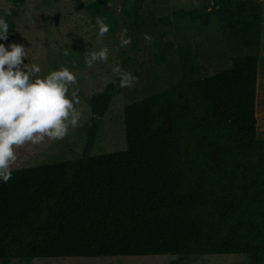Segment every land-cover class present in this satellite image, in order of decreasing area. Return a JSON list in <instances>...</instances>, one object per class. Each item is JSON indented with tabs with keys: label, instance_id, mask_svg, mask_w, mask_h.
I'll use <instances>...</instances> for the list:
<instances>
[{
	"label": "trees",
	"instance_id": "obj_1",
	"mask_svg": "<svg viewBox=\"0 0 264 264\" xmlns=\"http://www.w3.org/2000/svg\"><path fill=\"white\" fill-rule=\"evenodd\" d=\"M143 5L125 0L124 10L135 30L153 37ZM95 6L104 9L100 0ZM254 11L249 0H219L214 8H178L157 19L219 13L239 23L264 22ZM14 12L1 17L9 34L0 44L17 31ZM175 48L178 83L125 106L127 148L12 168L11 179L0 180V261L245 253L251 264H264L258 54H235L230 67L210 73L192 41ZM118 84L119 78L92 95L95 115L106 114ZM97 131L94 121L90 148Z\"/></svg>",
	"mask_w": 264,
	"mask_h": 264
},
{
	"label": "rangeland",
	"instance_id": "obj_2",
	"mask_svg": "<svg viewBox=\"0 0 264 264\" xmlns=\"http://www.w3.org/2000/svg\"><path fill=\"white\" fill-rule=\"evenodd\" d=\"M96 1L25 0L15 5L13 0H0V18L14 8L18 25L13 39L4 45H23L27 52L24 64L38 65L41 72L37 75L41 78L62 67L68 68L77 80L70 86L68 95L71 98L72 92H76L80 103L75 106L82 112L79 126L70 129L63 140L18 148V159L12 168L127 148L125 106L178 83L182 69L175 45L182 40L193 42V51L199 54L210 73L230 67L233 55L254 51L260 32L264 45V25L239 23L219 13L208 19L167 22L157 19L178 8H214L219 0H144L141 13L150 19L147 27L154 34L151 43L130 25L124 10L125 0H100L104 3L102 11L97 10ZM263 10L264 6L254 12ZM97 17L103 18L110 26L103 38L98 36ZM124 29H127L131 43L120 47L119 34ZM104 47L109 49L107 63L97 62L91 68L87 67L85 57ZM65 49L69 53L67 56L63 54ZM117 65L138 77V83L130 89L121 88L112 97L106 114L95 115L91 97L118 78L112 71ZM94 121L98 131L95 146L90 148L89 134ZM0 264H251V260L245 253L199 254L187 258L174 254H149L13 259L10 263L0 261Z\"/></svg>",
	"mask_w": 264,
	"mask_h": 264
},
{
	"label": "clouds",
	"instance_id": "obj_3",
	"mask_svg": "<svg viewBox=\"0 0 264 264\" xmlns=\"http://www.w3.org/2000/svg\"><path fill=\"white\" fill-rule=\"evenodd\" d=\"M96 27L101 38L110 31L101 17L96 18ZM8 34L9 25L0 18V40H7ZM144 39L148 43L152 41L150 35H145ZM119 40L120 47L130 45L127 29L120 32ZM108 52L107 47L90 52L85 57V65L91 68L97 62L107 63ZM63 54L67 56L68 50ZM26 57L21 44L12 43L8 47L0 44V180L4 183L12 177L18 148L63 140L82 119V112L75 106L80 103L76 92H72L71 98L68 95L70 86L77 82L76 76L62 67L41 78L37 75L41 68L24 64ZM112 71L118 76V86L122 89H130L138 83V77L118 65Z\"/></svg>",
	"mask_w": 264,
	"mask_h": 264
},
{
	"label": "crops",
	"instance_id": "obj_4",
	"mask_svg": "<svg viewBox=\"0 0 264 264\" xmlns=\"http://www.w3.org/2000/svg\"><path fill=\"white\" fill-rule=\"evenodd\" d=\"M253 9H263L264 0H249ZM264 18V10L260 11ZM264 25V22L260 23ZM263 33L260 32L255 41V49L252 52L258 54V84L256 115L258 120V136L264 138V45L262 44Z\"/></svg>",
	"mask_w": 264,
	"mask_h": 264
}]
</instances>
